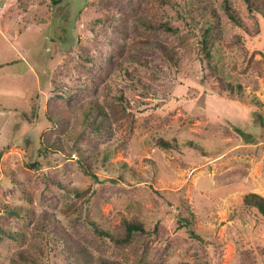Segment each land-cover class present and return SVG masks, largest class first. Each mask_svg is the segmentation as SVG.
Returning a JSON list of instances; mask_svg holds the SVG:
<instances>
[{
    "label": "rangeland",
    "instance_id": "374dc122",
    "mask_svg": "<svg viewBox=\"0 0 264 264\" xmlns=\"http://www.w3.org/2000/svg\"><path fill=\"white\" fill-rule=\"evenodd\" d=\"M213 1L223 32L216 70L201 59L188 0H0V226L15 232L0 235V264H21L15 252L38 246L45 248L40 264H67L37 226L44 208L69 227L81 214L110 231L139 217L147 232L125 245L83 226L77 231L97 255L126 264H264V216L244 204L250 191L264 195V125L257 120L264 116V23L256 33L246 1L230 0L248 31ZM146 17L180 30L149 29ZM148 37L176 50L177 63L137 45ZM133 53L161 68L135 62ZM126 65L130 77L122 74ZM97 95L112 111L111 133L79 136L75 109ZM53 116L66 119L68 130ZM54 136L66 141L56 145L60 152H41ZM159 136L179 147L159 145ZM91 152L98 179L79 163ZM190 211L194 235L181 225Z\"/></svg>",
    "mask_w": 264,
    "mask_h": 264
},
{
    "label": "trees",
    "instance_id": "16d2710c",
    "mask_svg": "<svg viewBox=\"0 0 264 264\" xmlns=\"http://www.w3.org/2000/svg\"><path fill=\"white\" fill-rule=\"evenodd\" d=\"M66 0H51V3L55 5H62ZM162 3L165 4H172V0H161ZM200 6L201 18H198L197 15L192 14L194 11L190 8V3L192 0H188V5L185 8V12L187 16H190L191 20H187V24L192 26L193 28L198 29L200 33V52H201V59L205 62L206 66L212 67V69L216 70L217 65L213 64L214 59V49L216 48V42L222 38L223 32L218 25L213 21V15L218 16L217 10L214 5L213 0H197ZM247 3V7L249 13L253 15L256 19L255 25V32L259 33L262 30V23H264V0H245ZM221 4L225 9V13L234 24H237L244 29H248L250 31L252 28H248L243 25L242 20L238 17L235 13L230 0H221ZM182 13V11L180 10ZM210 14V15H209ZM142 22L148 27L149 29H163L168 32H178L180 27L174 26L169 20H156L155 18L146 17L142 20ZM239 39V38H238ZM137 45L141 48H145V50L149 51L150 49H157L159 50L163 56L168 57V59L172 60L173 62L177 63V52L176 50L170 48L166 43L163 41H159L158 38H142L138 40ZM133 59L135 62H139L140 64L146 65L153 69H160L159 62L154 59L146 60L145 56L141 55L140 53H133ZM252 58L247 60L248 63H251ZM122 74L124 77L127 75L131 76V71L129 67L126 65L124 66ZM219 77H223L220 75ZM224 79V78H223ZM228 87L233 90L234 85L231 81L227 82ZM242 88V84L238 83L239 91ZM120 106L123 110L126 108V100L124 94L121 93L118 95ZM257 102L261 105L259 99ZM84 108H76L75 112L80 109L82 113V123H83V130L79 136L86 134L88 131L94 132L98 135H107L111 133L112 128V111L110 110L109 106L100 100V95H97L89 98L88 100L83 102ZM52 121L55 119V122H58L62 126V130L67 131L68 127L67 121L64 118H58L53 116ZM257 120L260 125H264V116H261L260 113L257 114ZM64 125V126H63ZM69 142V140H67ZM156 142L165 147V148H177L179 144L176 141L172 142L171 140L159 136L156 139ZM59 146L66 144V141L62 139V137H55L54 138H46V145L41 147L40 151L45 152L46 154L51 151L53 152H60ZM97 153H83L82 158L79 160V163L82 169L92 175L94 178L98 179V174L94 171L93 167V160L96 157ZM2 156V151H0V157ZM109 153L106 152L104 154L103 160L104 163H107L109 160L108 158ZM33 167H36V164L33 163ZM127 167V163L124 161L120 170H124ZM122 170V172H123ZM124 173V172H123ZM121 173L124 177V174ZM70 191V190H69ZM75 193H80L78 190H74ZM244 204L249 209H256L264 216V195L250 191V193H246L244 196ZM12 211V210H11ZM181 225L187 227V230L191 232L190 234L194 235L197 232L195 223L197 222L196 215L193 211H190L189 214L182 216ZM37 226L42 234V237L50 250H53V253L62 255L66 260L67 264H126L123 260L117 258H109L104 255H97L94 250L90 247L88 243H85L80 236H77V231L80 226H83L86 230H91L96 234L98 237H109L115 244L117 245H125L130 243L137 235V233H146L147 228L144 222L137 216H132L130 218H123L121 221L120 226L117 227L118 230L110 231L106 229L103 225H101L95 219L88 217L84 219L81 214L77 217L72 218V225L71 227L67 226L62 218L58 216L54 211L50 208H44L41 213L39 214V220L37 222ZM76 227V229H73ZM194 231V232H193ZM79 232V231H78ZM12 235L15 237V232L6 230L3 226H0V235ZM47 249V248H46ZM45 254V248L43 246H38L35 250H28V249H20L15 252V256L13 261L16 263L21 264H40V260L42 256Z\"/></svg>",
    "mask_w": 264,
    "mask_h": 264
}]
</instances>
